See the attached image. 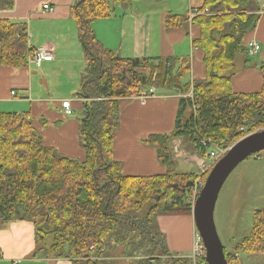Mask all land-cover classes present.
Here are the masks:
<instances>
[{
    "label": "trees",
    "instance_id": "16d2710c",
    "mask_svg": "<svg viewBox=\"0 0 264 264\" xmlns=\"http://www.w3.org/2000/svg\"><path fill=\"white\" fill-rule=\"evenodd\" d=\"M14 1L0 0V10ZM130 3L75 0L71 9L87 60L77 93L83 100L78 116L84 160L45 145L27 113L0 110V218L32 221L37 244L52 238L46 253L70 264H206L204 248L195 259L173 255L157 225L159 214L192 215V187L199 176L178 171L169 141L188 138L209 156L211 145H202V138L228 147L255 128L253 119L264 118V63L260 91L232 90L235 59L246 51L244 38L257 26L261 0H204L196 9L192 23L200 34L193 45L204 52L207 74L192 83L185 80L189 57H122L99 41L93 23ZM180 19L169 13L166 27ZM34 49L27 23L0 19V65L27 66ZM160 85L182 94L174 132L145 140L157 147L166 172L125 175L113 156L120 101ZM118 247L132 261L114 259ZM224 252L228 264H239L240 253L261 254L264 264V208L256 209L251 232L235 250Z\"/></svg>",
    "mask_w": 264,
    "mask_h": 264
},
{
    "label": "crops",
    "instance_id": "0c3cea01",
    "mask_svg": "<svg viewBox=\"0 0 264 264\" xmlns=\"http://www.w3.org/2000/svg\"><path fill=\"white\" fill-rule=\"evenodd\" d=\"M203 2L204 0H131L129 7L116 6L110 16L96 20L93 28L99 41L122 57H189L191 67L185 80L192 83L204 79L207 74L203 61L204 52L193 45L194 39L199 37L200 27L189 18V13L202 6ZM74 3L75 0H15L12 8L0 10V19L27 23L30 46L46 47L53 55L52 60H44L39 66L30 61L24 67L0 65V110L27 113L41 133L45 145L74 159L84 160L86 153L81 142L78 116L83 100L77 93L87 60L79 43L76 19L71 13ZM45 4H49L52 9H45ZM261 6L257 26L244 38L246 51L235 59L232 71L234 92H257L263 87L261 66L264 63V0H261ZM169 13L179 15L181 19L168 29L165 20ZM253 41L260 45V49L254 54L250 52V43ZM153 88L155 91L152 95L144 97L141 93L120 101V124L115 132L113 156L122 163L125 175L166 172L157 147L145 140L152 134L174 132L182 94L165 85ZM13 90L14 95L11 94ZM65 99L71 100L74 109L71 115L65 114L62 107ZM184 138L173 137L169 141L177 169V160L182 158V162L194 163L198 167L196 172H203L212 159L195 146V151L184 149ZM243 162L245 171L241 174L242 177L250 184V191L258 189V199L264 201V194L261 193L264 186L260 187L264 159L248 157ZM254 178L256 181L259 179L257 184L256 181L253 183ZM245 187L246 184L238 180L237 175L230 195ZM260 205L257 209L264 208V202ZM159 223L162 232L169 239V249L182 255H191L196 233L192 215L159 216ZM182 232L186 236L193 234L192 247L190 241L186 243L180 237ZM38 246L32 221L2 219L0 264H70L65 258H51L46 251L41 254ZM240 255L241 253L239 257ZM257 264H263L262 257H258Z\"/></svg>",
    "mask_w": 264,
    "mask_h": 264
},
{
    "label": "rangeland",
    "instance_id": "374dc122",
    "mask_svg": "<svg viewBox=\"0 0 264 264\" xmlns=\"http://www.w3.org/2000/svg\"><path fill=\"white\" fill-rule=\"evenodd\" d=\"M240 57H242V56H240ZM144 71H147V70H144ZM152 74L156 75L155 70L153 71ZM159 91H160V88H159ZM250 125L252 127H255V128L251 132H249V133L247 132L244 135H242L240 138L236 139L233 143H235L236 141H238L239 139H241L242 137H244L250 133L264 130V118L263 117H257L250 122ZM232 144L228 143V147H230ZM194 146L195 145L191 140H189L188 138H184V144H183L184 149L188 148V149H191V151H195ZM228 147H222V148H228ZM252 157H256V159H264V149L259 151L256 154H253L250 156V158H252ZM177 161H178V167H179L178 169L181 171H194V172H196L198 170V167L195 166L194 163L182 162V158L177 160ZM213 165H214V162L213 163L211 162L210 165L208 166V168H206V170H204L203 172H198L199 176L197 177L196 181L199 180V182L202 183L200 185L201 189L204 186L205 180H206L209 172L211 171ZM244 171H245V163L244 162H243V164L240 163L232 171L231 175L228 177V179L226 180V182L223 185V188L221 189V192H220V195L218 197L216 207H215V222H216L217 230H218L219 236L221 238V241L223 243V246H224V248H226L227 251H234L236 242L239 241V239L241 237L245 236L246 234L248 235L249 234L248 232H251L249 229V226L252 225V223H253L254 213H255L256 209L258 208L257 206L261 207L260 204H263V202H264L262 199H258V189L257 188H255L252 191L249 190L250 184L241 175L244 173ZM237 175H238V180H240L242 183H245L246 187L239 189L238 192H236V193L234 191V193L230 195L231 188L234 185L235 181H237ZM252 181L254 183L256 181V179L254 178V179H252ZM258 181H259V179H257L256 184ZM260 181H261L260 187L264 186V173L260 174ZM254 186H255V184H254ZM201 189H200V191H201ZM261 193L264 194V189H261ZM167 215H181V214H159L157 216V225L160 228V230H162V228H161L160 223H159V216H167ZM1 221H2V219H0V222ZM251 228H252V226H251ZM179 235L183 240H186V243L188 241H190L191 247H192L193 234L186 236L182 232ZM166 240H167V245H169L170 242H169V239L167 238V235H166ZM52 241H53L52 238H47L46 241H41L39 243V248H38V249H40V251H38V252H40L41 254H43L42 252H44V251L47 252V250H49L48 248L50 247V244L52 243ZM194 241H195L194 247L192 248L191 255H182V254H179L178 252L172 251L173 255H178L180 257H191L193 259L194 251H195V247H196V242H198L197 246L201 245V247H203L205 250L204 244L202 242L201 236H200L197 228H196V233L194 235ZM199 243H200V245H199ZM123 251H124V248H122V247H118V249L113 250V252H112L113 258L120 261L121 263H126V262L128 263V261L129 262L132 261L131 258L127 259L126 258L127 256L122 254ZM183 252H186V251H183ZM205 254H206V250H205ZM49 256L51 258H54V259H63V258L51 256V255H49ZM247 256H249V257L247 258ZM258 257H262V255L261 254L249 255L247 253H241V255L238 259V262H239V264H257ZM66 260H68L70 262L69 259H66Z\"/></svg>",
    "mask_w": 264,
    "mask_h": 264
},
{
    "label": "water",
    "instance_id": "95a60500",
    "mask_svg": "<svg viewBox=\"0 0 264 264\" xmlns=\"http://www.w3.org/2000/svg\"><path fill=\"white\" fill-rule=\"evenodd\" d=\"M263 149L264 130L250 133L233 143L214 163L192 206V217L206 250V264H228L215 222V207L221 189L242 161Z\"/></svg>",
    "mask_w": 264,
    "mask_h": 264
},
{
    "label": "built area",
    "instance_id": "2783aa9c",
    "mask_svg": "<svg viewBox=\"0 0 264 264\" xmlns=\"http://www.w3.org/2000/svg\"><path fill=\"white\" fill-rule=\"evenodd\" d=\"M44 8L45 9H52V7L49 4H45ZM196 13H197L196 9L192 10L189 13V17L191 19H193V17L196 15ZM250 45H251L250 52L252 54H254L255 52H257L260 49V45L256 41L251 42ZM52 58H53L52 53L46 47H38V48L34 49L33 55L30 57L29 61L31 63H34V64L39 66L42 64V62L44 60H52ZM154 91H155V88L151 87L147 92H144L142 94V96L146 97L148 95H152L154 93ZM11 94L14 95L15 91L13 90L11 92ZM188 95L192 97V91L190 93H188ZM62 107L64 109L65 114H67V115L73 114L74 109H73V106H72L70 99L63 100L62 101ZM201 143L204 146L208 145V144L211 145L209 148L208 154L212 158V163L217 162L226 153V151H228V148H229V147L228 148H222L220 146H216L212 143V141H210L206 138H202ZM201 184L202 183L199 182V180H197V181H195V183L192 187L191 201L193 204H194L195 199L198 197V195L200 193V189H201L200 185ZM197 244H198V242H196V247H195L193 259H195L196 256L199 253H201L202 249H203V247H201L200 243H199L200 246H197Z\"/></svg>",
    "mask_w": 264,
    "mask_h": 264
},
{
    "label": "bare ground",
    "instance_id": "6f19581e",
    "mask_svg": "<svg viewBox=\"0 0 264 264\" xmlns=\"http://www.w3.org/2000/svg\"><path fill=\"white\" fill-rule=\"evenodd\" d=\"M195 201H196V199H195ZM195 201H194V202H195Z\"/></svg>",
    "mask_w": 264,
    "mask_h": 264
}]
</instances>
